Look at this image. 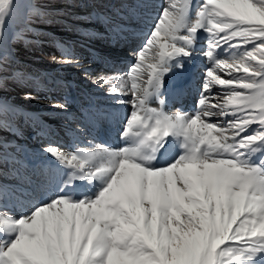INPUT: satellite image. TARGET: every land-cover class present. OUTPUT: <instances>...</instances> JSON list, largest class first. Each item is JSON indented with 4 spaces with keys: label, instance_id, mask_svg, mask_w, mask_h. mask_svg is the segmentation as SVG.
<instances>
[{
    "label": "snow or ice",
    "instance_id": "snow-or-ice-1",
    "mask_svg": "<svg viewBox=\"0 0 264 264\" xmlns=\"http://www.w3.org/2000/svg\"><path fill=\"white\" fill-rule=\"evenodd\" d=\"M21 8L18 41L39 12L27 0H0V93L21 78L6 74L4 55ZM128 15L109 24L123 31L136 21ZM134 56L126 73L94 81L112 98L120 147L49 144L54 163L33 181L22 148L0 139V264H264V0H168ZM201 56L210 66L196 110L169 112L168 79ZM62 57L79 63L67 50ZM217 85L227 89L222 100ZM11 110L0 96V115Z\"/></svg>",
    "mask_w": 264,
    "mask_h": 264
},
{
    "label": "rangeland",
    "instance_id": "rangeland-1",
    "mask_svg": "<svg viewBox=\"0 0 264 264\" xmlns=\"http://www.w3.org/2000/svg\"><path fill=\"white\" fill-rule=\"evenodd\" d=\"M195 2L198 4L200 0ZM27 3L36 6L39 21L34 23L24 40H16L14 33L19 30V18L26 9H18L6 29L8 33L4 49L7 59L6 74L10 77L18 75L21 78L9 79L7 89L0 93L12 109L6 116L0 115V120L8 121L7 126L0 129V139L10 148L17 146L22 148L21 157L29 174L33 181H39L43 170L36 162H30L31 154H40L44 147L55 143L54 135L58 136L67 130L61 125L63 121L57 113L59 109L54 105L66 103L70 106L72 100L75 103L79 100L77 103L79 105L87 97L81 86L82 82L79 81L80 72L72 68L77 64L59 62L64 58L62 52L67 50L79 64L87 62L88 59L93 60V64L96 65L90 66L88 63V68L82 72L89 84L94 83L102 75L108 77L106 71L113 64L108 62L110 59L122 63V68L125 69V61L122 58H129L130 53H135L143 46L147 32L156 17L167 6L168 0H148L147 7L134 6L129 0H27ZM131 12L137 13L136 21L131 22V26L124 28L123 31L109 24L110 20L116 24L128 22V14ZM207 40V35L201 33L198 45L201 50L206 49ZM128 42L136 43L129 54ZM223 47L229 50L228 45L225 44ZM198 60L197 57L193 63L186 65V70L197 71L198 63L194 64ZM128 66L131 64L126 65ZM67 68L72 70L68 71ZM222 76L228 78L225 74ZM54 79L60 86L52 84L51 81ZM184 79V73H178L168 80L177 84L183 83ZM202 85L203 82H199L198 89L193 90H201ZM226 90L223 86L217 85L214 87L213 95L222 100V93ZM187 91L182 93V99L187 98L184 102L182 100L184 105L194 98H188ZM82 105L84 106L83 103ZM59 140V144L62 145L63 141ZM9 182H12L11 177ZM7 207L8 211L14 210L16 215H19L20 209L13 208L11 201L7 202Z\"/></svg>",
    "mask_w": 264,
    "mask_h": 264
},
{
    "label": "bare ground",
    "instance_id": "bare-ground-1",
    "mask_svg": "<svg viewBox=\"0 0 264 264\" xmlns=\"http://www.w3.org/2000/svg\"><path fill=\"white\" fill-rule=\"evenodd\" d=\"M127 46V54H129V52H131L132 49L136 46V43L128 42ZM129 58H122V60L125 61V69L122 68V63L114 62V60L110 59L108 62L113 64L111 65L110 69H107L106 75L109 77L126 73V71H128V68L130 67H126V65L129 63L132 64L134 62L135 56L133 52L130 53ZM198 58L199 60L194 64L196 65V63H198L197 71L186 70L184 72L185 81L183 83L176 82L177 84H175L172 80H168L169 92L165 94L164 99L166 101V109L169 112L180 109L187 113H193L196 110L197 102L200 99L202 89L197 91H194L193 89L197 88L199 82H203L205 68L210 66L206 57L201 56ZM130 60H132L133 62H129ZM86 61L87 62L85 63L80 61L81 64L78 63L72 68H74L75 70L77 69L76 71L80 72L78 74V76L80 77L79 81L82 82L81 86L84 91H86L87 97L85 98V100H83V102H80L81 104L79 105H77L79 100H76V103L72 100V105H67L68 107L66 111H62L60 109L57 111V113L60 115L61 121H63L61 122V125L64 128H67V130L63 131L60 135L58 134V136L54 135L55 138L53 141L55 143L52 144L60 147L61 150L69 151L73 149L76 143H80L83 145L86 144L88 140H93L94 143L106 144L111 147L118 148L123 143L119 137V132L122 126L121 122L113 121L110 117L107 116L108 113H111L113 111L112 98L109 97L106 93L107 86L101 88L98 87L95 83L89 84L86 81L85 74L82 73L83 69H87L89 64L90 66L91 64L96 65L93 64L92 59H88ZM67 70L71 71L72 69L70 70V68H67ZM218 74L221 75L222 78H225L222 76L224 73L218 72ZM195 80H197V83H195ZM51 82L54 86H60L56 79L52 80ZM185 90H188V98L194 97L193 99L188 100L189 103L187 105L183 104L184 100H186L187 98L184 100L182 99V93ZM190 93H192L193 96ZM80 100H82V97L80 98ZM82 103L84 104V106L82 105ZM117 107H120V116L122 118L123 115L126 114V112L129 110L130 106L125 105ZM78 124L88 128L89 134L86 136L81 135L79 137L74 136L72 129H74ZM59 139L63 141L62 145L59 144ZM81 139H83V141ZM39 153L40 154H31L30 162H36L38 166L42 167V170H44L48 165L54 163L51 157L47 158L48 155L46 153H44L43 151H40ZM26 158L28 159L29 157ZM11 212L16 215L14 210H12Z\"/></svg>",
    "mask_w": 264,
    "mask_h": 264
}]
</instances>
